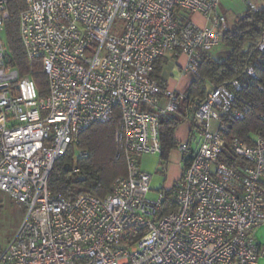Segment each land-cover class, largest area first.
<instances>
[{
  "label": "built area",
  "instance_id": "built-area-1",
  "mask_svg": "<svg viewBox=\"0 0 264 264\" xmlns=\"http://www.w3.org/2000/svg\"><path fill=\"white\" fill-rule=\"evenodd\" d=\"M223 1L24 0L19 36L46 76L41 97L30 76L21 79L9 66L8 2L0 0V191L24 208L13 238L0 246V264H259L253 230L264 224V132L244 140L230 125L248 112L237 98L248 89L242 81L250 96L264 93V31L242 79L187 102L183 119L192 130L177 144L174 210L163 213L161 189L149 196L151 175L141 166L144 155L158 156L160 165V119L186 99L151 76L154 62L184 55L180 76L198 77L201 54L229 28L218 13ZM178 12L198 14L205 24L180 20ZM115 107L114 140L126 174L103 198L52 193L47 180L55 161L84 130L109 122ZM85 156L78 151L74 159Z\"/></svg>",
  "mask_w": 264,
  "mask_h": 264
},
{
  "label": "trees",
  "instance_id": "trees-1",
  "mask_svg": "<svg viewBox=\"0 0 264 264\" xmlns=\"http://www.w3.org/2000/svg\"><path fill=\"white\" fill-rule=\"evenodd\" d=\"M9 17L4 23L3 38L6 48V57L11 68L17 70L19 78L30 76L36 83L39 95L44 97L47 93L46 76L41 72L37 63H31L22 46L18 21L21 11L24 9V0H7ZM180 20L187 18L184 12L177 14ZM264 31V8L256 12L247 9L237 15L224 33L221 44L228 51L223 59H217L207 52L200 56L198 77L194 78L185 92L186 99L181 104L202 100L207 92L214 86L227 85L231 80L240 78L244 74L249 53L254 49ZM166 63L164 57L158 58L153 65L151 76L160 81L162 66ZM260 81L264 80V57L258 70ZM243 84L249 83L242 81ZM247 88L237 93V98L242 97L248 106V112L244 120L230 125V134L237 135L246 140L250 132H264V93L253 91L249 95ZM120 121V110L114 108L113 116L105 124H94L84 130L78 138L76 146H71L67 152L57 159L48 176V189L68 200H74L78 195L87 193L98 198L108 194L112 183L126 174L124 158L118 156V149L114 141L115 129ZM180 123V118L171 115L160 119V161L166 165L170 153L177 149L178 140L175 131ZM78 151L86 152V156L75 158ZM78 168V173L72 172L73 167ZM158 173H165L164 171ZM84 177L82 182L78 178ZM163 213L175 209L172 202V188L165 190Z\"/></svg>",
  "mask_w": 264,
  "mask_h": 264
},
{
  "label": "rangeland",
  "instance_id": "rangeland-1",
  "mask_svg": "<svg viewBox=\"0 0 264 264\" xmlns=\"http://www.w3.org/2000/svg\"><path fill=\"white\" fill-rule=\"evenodd\" d=\"M218 13L225 18L229 26L232 24V22L236 17L235 15H233L232 12L227 11L222 5L219 6ZM188 16L190 19H194L197 24L200 25L205 24V21L196 14L190 13L188 14ZM207 53H209L210 55L214 56L217 59H223L228 55L227 49L223 47L221 43L216 47L209 49ZM167 59L168 58H166V62ZM168 61L170 62L171 60L168 59ZM189 76L190 75H188V79L190 78L194 79V77L192 76L189 77ZM175 156L177 157V154L175 151H173L166 162L165 165L166 172L163 174L158 172L156 173L155 171L158 170L161 172L160 170L161 164H164V162H161L159 165L158 156H153V159H150L146 162V164H149L150 166L155 168V170H153L152 172H148L147 170L145 171L143 169L145 172L152 175L150 181V188H151V192L149 194L150 197H154V195L157 194V189L159 188L160 184H162L163 180H164L163 181L164 187H167L169 185L172 186L173 185L172 181L180 176V167L177 165ZM152 188L155 190H152ZM23 216H24V208L21 205L15 203L8 195L0 191V246L1 247L5 246L13 238L16 229L18 228Z\"/></svg>",
  "mask_w": 264,
  "mask_h": 264
},
{
  "label": "crops",
  "instance_id": "crops-1",
  "mask_svg": "<svg viewBox=\"0 0 264 264\" xmlns=\"http://www.w3.org/2000/svg\"><path fill=\"white\" fill-rule=\"evenodd\" d=\"M246 1L253 3L255 5V7L258 9L264 8V0H228V1H223L220 5L224 6V8L227 11L232 12L233 15L237 16V15H240L247 10V5L245 3ZM196 15H198V14H196ZM198 16L201 17L200 15H198ZM200 26H204V25H200ZM164 58L170 59L171 63L167 59V62L162 66V72H161L160 78L165 82L167 89L174 90V91L180 92V93H185L187 91L188 85L190 84V82L193 81V79H191V78L188 79V75L187 76H180V70H181L182 66L184 65V63L186 62V57L184 55H181L178 53H172V54H168ZM165 104H166V99L161 98L160 105L163 106ZM184 113H185V105L181 104L179 110L174 114V116H176L177 118H180V123L177 126V129H176L175 134H174L176 140H178V141L187 140L189 138V136L191 135L192 125L188 121H185L183 119ZM173 151H175L177 154V157L175 156L176 157L175 160L177 161V165L179 166V159H180L179 152L177 149H175ZM150 159H153L152 155H144L143 158L141 159L142 160L141 161L142 168L145 171L147 170L148 172H152L153 170H155L154 167L150 166L149 164H146V162ZM155 171L157 173L158 170H155ZM151 177H152V175H151ZM178 178L173 180L172 184H174V182ZM163 181H162V184H160L158 189L168 190L172 187L171 185L164 187ZM152 190H155V189L152 188ZM253 235L255 237V240L261 246V249H262L261 256L259 259V264H264V224L256 227L253 230Z\"/></svg>",
  "mask_w": 264,
  "mask_h": 264
},
{
  "label": "water",
  "instance_id": "water-1",
  "mask_svg": "<svg viewBox=\"0 0 264 264\" xmlns=\"http://www.w3.org/2000/svg\"><path fill=\"white\" fill-rule=\"evenodd\" d=\"M84 180H85L84 177L78 178V181H79V182H82V181H84Z\"/></svg>",
  "mask_w": 264,
  "mask_h": 264
}]
</instances>
